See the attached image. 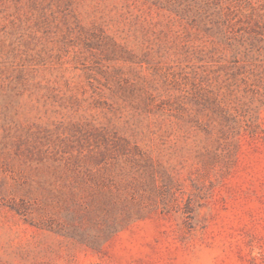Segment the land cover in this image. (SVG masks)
<instances>
[{"label":"rangeland","instance_id":"374dc122","mask_svg":"<svg viewBox=\"0 0 264 264\" xmlns=\"http://www.w3.org/2000/svg\"><path fill=\"white\" fill-rule=\"evenodd\" d=\"M0 264H264V0H0Z\"/></svg>","mask_w":264,"mask_h":264}]
</instances>
